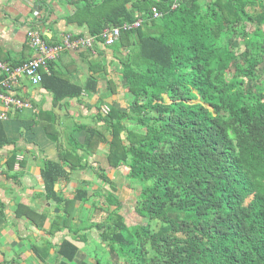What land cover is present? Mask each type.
Wrapping results in <instances>:
<instances>
[{
    "label": "trees",
    "instance_id": "obj_1",
    "mask_svg": "<svg viewBox=\"0 0 264 264\" xmlns=\"http://www.w3.org/2000/svg\"><path fill=\"white\" fill-rule=\"evenodd\" d=\"M178 3L174 9L173 0L76 3L68 21L86 24L92 36L134 22L136 13L143 24L110 46L120 55L122 86L130 94L127 109L112 106L103 114L97 107L103 129L77 127L85 132L82 143L73 137L62 142L53 113L54 121L44 127L58 153L57 162L40 163L44 198L65 215L62 226L72 223L69 208L90 202L87 189L66 200L55 187L73 171L88 168L89 158L105 144L109 169L126 167L130 183L138 187L134 211L146 223L127 226L113 197L108 202L116 206L102 221L96 216L103 210L91 205L97 211L81 228L96 230L105 248L95 264H264V85L256 84L264 75V0ZM153 7L162 13L158 20L150 19ZM52 64L40 84L52 92L53 106L78 98L82 88L52 70ZM107 83L114 93V82ZM66 85L74 92H66ZM131 123L144 132L131 131ZM13 144L0 121V148ZM24 162L13 151L6 168ZM106 174L99 169L96 177L115 191ZM15 213L31 221L47 218L21 204ZM60 216L55 215L51 233L60 226ZM4 219L0 202V228ZM78 225L72 229L77 238ZM78 250L63 240L56 255L64 261L58 264H76Z\"/></svg>",
    "mask_w": 264,
    "mask_h": 264
},
{
    "label": "crops",
    "instance_id": "obj_2",
    "mask_svg": "<svg viewBox=\"0 0 264 264\" xmlns=\"http://www.w3.org/2000/svg\"><path fill=\"white\" fill-rule=\"evenodd\" d=\"M80 0H0V62L11 67L22 65L36 56L27 42V31L36 30L48 44H57L66 34L76 37L90 36L86 24L70 22L68 19L76 11V3ZM102 0H95L99 3ZM174 1V0H173ZM136 13L137 19L141 18ZM108 28V27H107ZM120 53L125 55L127 50ZM111 47L96 44L93 51H67L53 62L52 70L58 71L73 86L82 88L78 98L63 100L53 106V94L40 85H32L26 78L20 80L15 88V96L28 102L30 108H4L0 105V118L9 142L0 148V202L4 205V225L0 228V264H58L64 258H58L56 250L63 240L73 242L78 247L75 263L82 261L80 254L85 245L91 243L88 231L80 229L79 238L73 236L72 229L77 230L79 208H88L87 204L77 201L69 212L75 216L72 223L62 226L65 215L56 209L52 200L44 198V185L40 174V163L43 159L57 162L58 153L54 142L44 133V127L54 121L58 130L62 131V142L67 144L73 137L79 143L85 139L79 126H90L103 129L97 118L98 108L105 114L112 106L125 110L128 107L130 94L122 86L120 64ZM2 73L0 71V78ZM92 81H95L94 84ZM113 81V87L107 82ZM67 87V85H66ZM66 92L74 89L66 88ZM47 113L46 118L41 116ZM109 139V134H105ZM15 151L18 161H25L23 166L16 164L11 171L6 168V160ZM106 145L101 144L96 154L89 158V167L73 171L67 180H60L55 189L59 196L71 200L79 188L95 189L98 184L96 175L99 169L107 170L111 179L112 173L120 170L109 169L106 159ZM122 169V168H121ZM125 170L128 169L125 167ZM126 173V174H127ZM96 179V181H95ZM99 181V180H98ZM112 181V180H111ZM95 182V183H93ZM113 183V182H112ZM114 185V184H113ZM115 186V185H114ZM91 205L94 201H91ZM97 203V201H96ZM95 203V204H96ZM29 206L37 213L47 215L41 222L39 216L31 221L24 216L17 217L18 205ZM46 211V212H45ZM61 214L60 226L51 233V224L55 215ZM52 247L48 249L47 245ZM94 243V242H93ZM38 254L46 257L40 259Z\"/></svg>",
    "mask_w": 264,
    "mask_h": 264
},
{
    "label": "built area",
    "instance_id": "obj_3",
    "mask_svg": "<svg viewBox=\"0 0 264 264\" xmlns=\"http://www.w3.org/2000/svg\"><path fill=\"white\" fill-rule=\"evenodd\" d=\"M179 5L178 0H174L172 8ZM162 17V13L155 7L151 10L150 19L156 20ZM143 19L139 18L132 23L126 22L120 26L108 27L102 30L98 36L76 37L66 34L57 44H48L41 35L34 29L27 31V42L31 49L36 52V56L29 59L20 66L11 67L0 62V105L4 108H30V104L15 96V88L19 86L22 78L28 79L32 85H39L43 80V75H50V64L57 61L60 55L67 51L90 50L93 51L96 44L106 47L114 45L123 32H129L140 28ZM4 115H0L2 118Z\"/></svg>",
    "mask_w": 264,
    "mask_h": 264
},
{
    "label": "rangeland",
    "instance_id": "obj_4",
    "mask_svg": "<svg viewBox=\"0 0 264 264\" xmlns=\"http://www.w3.org/2000/svg\"><path fill=\"white\" fill-rule=\"evenodd\" d=\"M258 10H259L258 8L249 9V12H256ZM248 31L249 33L253 32L254 27L249 26ZM262 33L264 35V26L262 27ZM256 84L264 85V75L262 74L259 75V77L256 80ZM167 103L169 102L167 101ZM127 126L131 131L144 132V128H142L141 126L135 123L128 124ZM121 168L120 170L113 172L111 176V180L113 184L115 185L114 186L115 191H113V188H111L109 185L102 183L100 180L96 181V179H95L96 184L99 185L97 186L96 190L89 188L90 191L88 194L91 197V201H94L95 207L103 210V211L97 212L96 220L102 221L107 216V214L115 208L116 206L115 203L111 201L108 202L110 197H113L114 200L116 199L118 204L120 205V209L118 213L125 219V223L127 226H130V225L133 226L135 224H145L146 220L139 217L134 211V207H135L136 199H137V188L138 187L135 184L130 183L127 177V174H126L127 170H125V167H121ZM108 192H112L113 196H111ZM109 203L112 205H109ZM87 205L89 206L88 208H83V207L79 208V212L80 211L81 212L77 216H78V220L81 221L80 225H78L80 228L83 225H86L85 223H87V221L93 217V211H97L93 209V207L91 206V202H87ZM56 209L59 210L58 208ZM56 209L54 208L53 212H55ZM47 215H49L48 212L46 213V216ZM77 224L78 223H75L74 226H76ZM157 227H158L157 224H154L155 230H157ZM88 234H89V239L91 240V243L88 245H85L84 247L87 246L86 248H82L83 251L80 254V256L82 260H86V262L90 264H95L96 259H99L102 256H104L103 251L105 250V248L100 244V238L96 230L92 229L88 231ZM121 264H123V260L121 261Z\"/></svg>",
    "mask_w": 264,
    "mask_h": 264
},
{
    "label": "water",
    "instance_id": "obj_5",
    "mask_svg": "<svg viewBox=\"0 0 264 264\" xmlns=\"http://www.w3.org/2000/svg\"><path fill=\"white\" fill-rule=\"evenodd\" d=\"M55 213H59V210L56 209V210H55Z\"/></svg>",
    "mask_w": 264,
    "mask_h": 264
}]
</instances>
